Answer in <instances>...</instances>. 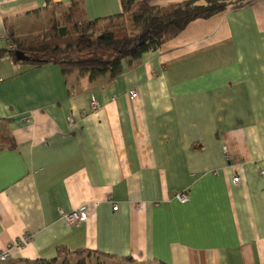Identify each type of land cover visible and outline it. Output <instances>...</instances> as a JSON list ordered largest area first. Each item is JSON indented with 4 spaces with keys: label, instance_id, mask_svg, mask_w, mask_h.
<instances>
[{
    "label": "crops",
    "instance_id": "crops-1",
    "mask_svg": "<svg viewBox=\"0 0 264 264\" xmlns=\"http://www.w3.org/2000/svg\"><path fill=\"white\" fill-rule=\"evenodd\" d=\"M69 1L0 0V49L7 24ZM80 1L90 20L122 11ZM0 133L15 142L0 147V264L60 247L103 264H264V0L192 20L114 78L1 57ZM80 206L78 225L59 213Z\"/></svg>",
    "mask_w": 264,
    "mask_h": 264
},
{
    "label": "trees",
    "instance_id": "trees-1",
    "mask_svg": "<svg viewBox=\"0 0 264 264\" xmlns=\"http://www.w3.org/2000/svg\"><path fill=\"white\" fill-rule=\"evenodd\" d=\"M245 0H185L167 6H152L146 0H121L119 14L90 20L83 2L70 0L60 19L28 40L16 37L15 27L7 24V40L12 49H0V58L25 65L58 63L64 74L78 72L90 80L108 74L111 78L122 73V61H137L142 54L158 49L197 18H207L228 6ZM103 22L102 24H99ZM22 51L27 60H18L15 51ZM14 147V139L0 133V147ZM95 250L60 247L50 259L29 260V264H103ZM19 261L12 264H18Z\"/></svg>",
    "mask_w": 264,
    "mask_h": 264
},
{
    "label": "rangeland",
    "instance_id": "rangeland-1",
    "mask_svg": "<svg viewBox=\"0 0 264 264\" xmlns=\"http://www.w3.org/2000/svg\"><path fill=\"white\" fill-rule=\"evenodd\" d=\"M67 10V6L49 4L31 16L25 17L15 27V35L20 39L28 40L38 31H45L51 24L60 19ZM103 22L99 23L102 24Z\"/></svg>",
    "mask_w": 264,
    "mask_h": 264
},
{
    "label": "built area",
    "instance_id": "built-area-1",
    "mask_svg": "<svg viewBox=\"0 0 264 264\" xmlns=\"http://www.w3.org/2000/svg\"><path fill=\"white\" fill-rule=\"evenodd\" d=\"M6 36V35H5ZM7 38V36H6ZM12 44H9L7 46L8 49H12ZM137 93L134 90L130 91V98L133 99L135 98ZM98 105L97 101L95 98L91 99V107L94 108ZM240 181V178L236 175L232 178V182L237 184ZM175 198L180 202L184 203L188 200L189 195L186 191H180L175 194ZM113 210L117 209V205L114 204L112 206ZM60 215L67 220L68 223L71 225H78L82 222L85 221L86 219V211L84 209V206H80L78 208H75L73 210H70L69 212L64 211L63 209H59ZM30 239L29 234H24L21 236L17 241L13 242V244L9 247L11 248L12 246H22L24 243H26ZM9 256V249L7 248L6 250L0 251V262L5 261Z\"/></svg>",
    "mask_w": 264,
    "mask_h": 264
},
{
    "label": "water",
    "instance_id": "water-1",
    "mask_svg": "<svg viewBox=\"0 0 264 264\" xmlns=\"http://www.w3.org/2000/svg\"><path fill=\"white\" fill-rule=\"evenodd\" d=\"M15 57L18 59V60H27L28 59V56L26 54H24V52L22 51H15Z\"/></svg>",
    "mask_w": 264,
    "mask_h": 264
}]
</instances>
